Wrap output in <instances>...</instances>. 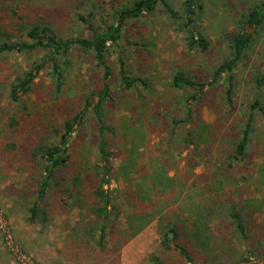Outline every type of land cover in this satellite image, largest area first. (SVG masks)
Returning <instances> with one entry per match:
<instances>
[{
  "label": "rangeland",
  "instance_id": "rangeland-1",
  "mask_svg": "<svg viewBox=\"0 0 264 264\" xmlns=\"http://www.w3.org/2000/svg\"><path fill=\"white\" fill-rule=\"evenodd\" d=\"M129 1L0 0V27L11 26L13 40L26 39L15 30L18 23L27 28L40 20L51 24L58 35H87L88 28L77 19L79 12L86 14L95 6L93 20L99 24L98 12L104 15ZM170 1L180 9L184 0ZM246 1L200 0L197 22L211 40L205 52L187 49L184 32L175 28L160 6L123 26L124 37L108 60L113 90L119 83V54L128 62L131 74L145 78L147 86L136 84L123 94L115 93L114 101L105 107L107 121L116 130L107 137L113 152L111 196L119 217L110 228L104 250L83 241L84 211L72 204L61 205L62 192L53 196L45 225L27 220L39 177L30 156L32 145L46 126L59 125L79 109L85 91L99 87L100 70L90 57L75 52L60 96L53 94L46 67L33 89L22 96L26 101V109H22L10 102V84L42 55L36 51L0 55V264H153V259L159 264H189L174 243L187 247L195 264H264V113L254 121L244 158L227 165L220 157L239 136L243 114L254 100L252 76L264 71V38L254 42L234 69V105L224 103V78L206 89L201 102L193 105V122L179 127L177 139L166 144L170 117L183 116V104L176 101L180 94L168 85L171 71L183 68L198 79L207 78L211 66L227 55L226 34L234 29V20ZM262 98L264 104V89ZM11 117L17 120L15 126L10 124ZM185 128L200 136L197 147L201 155L193 151L194 143L179 150ZM94 129V121L88 117L72 146L67 175L79 164L94 161L88 153ZM188 154L196 162L194 167L186 161ZM162 164L172 176L170 183L149 186V174L162 170ZM218 201L238 203L248 220V239L240 238L227 218L216 216L214 202ZM136 214H144L145 220H138ZM174 224L180 232L176 239L169 235ZM120 228L127 229L126 239L118 237ZM166 232L173 247L170 250L160 245ZM11 237L17 242L16 255L6 245L5 238Z\"/></svg>",
  "mask_w": 264,
  "mask_h": 264
},
{
  "label": "trees",
  "instance_id": "trees-1",
  "mask_svg": "<svg viewBox=\"0 0 264 264\" xmlns=\"http://www.w3.org/2000/svg\"><path fill=\"white\" fill-rule=\"evenodd\" d=\"M174 3L170 0H130L112 11H107L104 15L98 12L100 14L99 24L93 20L97 14L95 6H93L88 13L79 12L77 14V19L88 28L87 35H58L51 24L40 20L32 22L27 28L18 23L15 30L23 32L26 39L13 40L12 32L9 30L13 31V28L7 27V25L0 27V55L13 51H36L42 55L39 61L24 70L21 75H17L11 82L9 99L15 106L26 109V101L22 96H26L33 89L40 71L46 67L49 69L48 74L54 85L53 94L55 97L60 96L71 64L70 56L75 52L90 57L93 66L100 70L101 74L99 87L85 91L79 109L68 115L59 125L46 126L43 134L32 145L30 156L35 163L39 177L37 178V189L33 192L34 200L32 205L27 208V213H29L27 220L30 223L45 225L50 219L49 207L53 196L55 193L62 192V195H59L61 205L72 204L75 207H81L84 211L82 215L83 241L96 249L104 250L110 228L119 217L111 196L113 152L107 137L108 134H115L116 130L107 121L105 107L114 101L115 93L123 94L126 89L136 88V84L147 86L145 78L131 74L127 67L128 62L119 54L117 57L119 83L113 90L110 81L112 66L108 60L124 37L123 26L125 23L145 14L154 13L159 6L166 11L175 28L184 32L188 50L207 51L210 48L211 40L203 33L197 22L201 8L200 0H184L180 9L176 8ZM105 16H110V19H105ZM226 36L228 53L221 61L211 66L207 78L198 79L183 68H174L171 71L168 85L170 89L176 91V94H180L176 97V101L183 104V116L170 117L171 126L168 131L167 145L171 144L175 137L177 139L179 127L193 122V105L201 102L206 94V89L219 85V81L224 78V103L230 107L234 105L233 96L237 83L234 69L254 42L258 38H264V0H247L245 9L240 11L234 20V29ZM252 77V83L256 89L254 100L247 105V110L243 114L245 121L242 122L237 139L232 140L231 149L220 155L222 164L230 165L234 161L244 158L252 130H254V121L257 116L264 113L262 98L264 71ZM88 117L94 121L95 125L90 137L91 149L88 152L94 157V161L91 165L79 164L71 175H67V169L73 161L72 146L76 143V138ZM10 124L15 126L17 120L11 117ZM205 126L207 127V124ZM181 138V144L178 146L180 151L194 143L193 151L201 155L197 147L199 143L197 139H200V136L193 129L188 132L185 128ZM189 157L190 159L186 161L190 167H194L196 162L192 155ZM166 158H162L160 162L163 163L162 161ZM84 159H87V155ZM141 160L139 158V161ZM153 160V158L150 159V161ZM162 165V167L160 166L163 168L162 170L154 169L149 174L150 177L147 178L149 186L154 185L158 188L161 183L164 185L170 183L172 176L168 174L164 164ZM184 175L182 174L181 177ZM87 177H89L88 181H86ZM214 211L218 218H227L230 221L240 238L248 239L250 233L249 225H247L248 220L237 202H214ZM143 215L136 214V217L138 220H145ZM203 218L204 216H201L200 221H203ZM126 230L118 229V237L126 239L124 237ZM170 231L174 234V239L179 236L177 224L172 225ZM170 241L168 232H166L162 235L160 245L167 250L174 247L185 262L195 264L187 247L178 243H174L172 247ZM22 251L26 253L25 250L22 249ZM152 261L153 264H159L155 259Z\"/></svg>",
  "mask_w": 264,
  "mask_h": 264
},
{
  "label": "built area",
  "instance_id": "built-area-1",
  "mask_svg": "<svg viewBox=\"0 0 264 264\" xmlns=\"http://www.w3.org/2000/svg\"><path fill=\"white\" fill-rule=\"evenodd\" d=\"M5 240L7 241L6 245L10 248L11 251H13V253H15V251L13 249L14 248H18V247H17L16 243L13 242L12 237L10 239H8V240L5 238ZM15 255H16V253H15Z\"/></svg>",
  "mask_w": 264,
  "mask_h": 264
},
{
  "label": "water",
  "instance_id": "water-1",
  "mask_svg": "<svg viewBox=\"0 0 264 264\" xmlns=\"http://www.w3.org/2000/svg\"><path fill=\"white\" fill-rule=\"evenodd\" d=\"M169 235H170V236H172V235H173V233H172V232H170V233H169Z\"/></svg>",
  "mask_w": 264,
  "mask_h": 264
}]
</instances>
